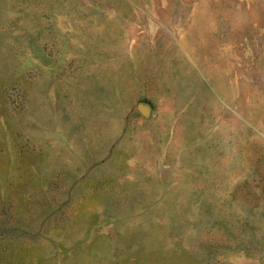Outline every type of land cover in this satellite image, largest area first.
I'll use <instances>...</instances> for the list:
<instances>
[{"label":"rangeland","instance_id":"rangeland-1","mask_svg":"<svg viewBox=\"0 0 264 264\" xmlns=\"http://www.w3.org/2000/svg\"><path fill=\"white\" fill-rule=\"evenodd\" d=\"M0 264H264V0H0Z\"/></svg>","mask_w":264,"mask_h":264}]
</instances>
